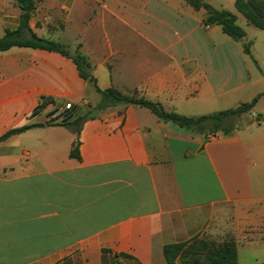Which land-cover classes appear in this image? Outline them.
I'll list each match as a JSON object with an SVG mask.
<instances>
[{
	"label": "crops",
	"instance_id": "obj_1",
	"mask_svg": "<svg viewBox=\"0 0 264 264\" xmlns=\"http://www.w3.org/2000/svg\"><path fill=\"white\" fill-rule=\"evenodd\" d=\"M34 1L32 32L87 57L101 90L190 118L259 99L244 125L206 135L148 108L102 107L61 54L0 52V138L33 126L0 141V264H165L166 245L202 237L264 264V29L238 0L203 1L261 31L247 43L206 29L187 0ZM21 14L0 0V38ZM68 103L83 117L80 161L74 128L47 125Z\"/></svg>",
	"mask_w": 264,
	"mask_h": 264
},
{
	"label": "trees",
	"instance_id": "obj_2",
	"mask_svg": "<svg viewBox=\"0 0 264 264\" xmlns=\"http://www.w3.org/2000/svg\"><path fill=\"white\" fill-rule=\"evenodd\" d=\"M16 5L22 10L20 17V27L17 31H7L4 37L0 38V52L11 50L12 48H31L55 52L61 54L74 61L82 78L92 82L96 90L102 96V107L109 108L117 105H134L148 108L159 119L164 122H171L175 125L186 128L192 131L208 134H217L222 132L229 135L236 130L230 121L236 118L252 113L259 99L255 98L250 103H245L236 109L227 110L215 113L208 116L190 118L180 116L175 113L166 112L159 104L139 97L137 92L126 94L114 88L101 90L97 86L96 79L91 75V65L88 58L80 52L71 55L68 47L55 42L38 37L30 29V19L32 13L36 9L34 0H15ZM187 3L196 10L204 9L206 11L205 25L219 26L223 32L235 41H242L246 32L237 24V17L231 12L223 9H215L203 0H187ZM237 8L242 12L248 21L253 25L264 29V4L259 0H238ZM246 53H250V46H245ZM52 119L47 125H59L65 127H73L77 139L71 151V157L76 160H81L80 156V127L83 121L82 116H77L75 119L64 122L61 120L55 122ZM33 126H27L20 129L12 130L0 138L4 141L9 137L27 131ZM165 264H238L237 245L234 240H228L222 243L210 241L206 237L195 238L190 242L169 244L163 249Z\"/></svg>",
	"mask_w": 264,
	"mask_h": 264
},
{
	"label": "rangeland",
	"instance_id": "obj_3",
	"mask_svg": "<svg viewBox=\"0 0 264 264\" xmlns=\"http://www.w3.org/2000/svg\"><path fill=\"white\" fill-rule=\"evenodd\" d=\"M236 16L238 17L237 24L241 28H243L246 31L247 35H248V38L246 39L245 43H247L251 39H254V37H257V36H255L254 33L255 32H261V31H259V29L255 28V27L249 25L247 23L246 19L243 16H241L239 14H236ZM70 53H71V55L75 54L73 52H70ZM250 115H251V112L241 116L240 118H236L233 121H230L229 125L231 124L235 128L240 127V126L244 125L248 121V118H250ZM210 241H213V240H210ZM216 243H221V242H216ZM178 264H182L181 261H179Z\"/></svg>",
	"mask_w": 264,
	"mask_h": 264
},
{
	"label": "built area",
	"instance_id": "obj_4",
	"mask_svg": "<svg viewBox=\"0 0 264 264\" xmlns=\"http://www.w3.org/2000/svg\"><path fill=\"white\" fill-rule=\"evenodd\" d=\"M206 29H209L210 28V25H206L205 26ZM73 109V104L71 103H68L64 106L63 110L61 112H57L56 114L53 115V119H60V120H63L64 117L70 113Z\"/></svg>",
	"mask_w": 264,
	"mask_h": 264
},
{
	"label": "water",
	"instance_id": "obj_5",
	"mask_svg": "<svg viewBox=\"0 0 264 264\" xmlns=\"http://www.w3.org/2000/svg\"><path fill=\"white\" fill-rule=\"evenodd\" d=\"M98 115V112L96 110H93V112H91L90 114L87 115V117H95ZM74 117V113L70 112L68 113L65 117H64V122L70 121L72 120Z\"/></svg>",
	"mask_w": 264,
	"mask_h": 264
}]
</instances>
